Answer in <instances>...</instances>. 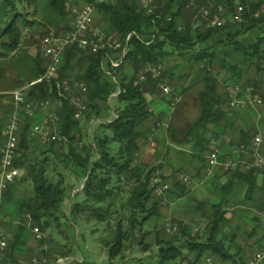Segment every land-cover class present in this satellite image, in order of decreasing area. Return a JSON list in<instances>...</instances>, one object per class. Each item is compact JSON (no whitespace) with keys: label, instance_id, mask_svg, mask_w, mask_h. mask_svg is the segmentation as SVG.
<instances>
[{"label":"trees","instance_id":"trees-1","mask_svg":"<svg viewBox=\"0 0 264 264\" xmlns=\"http://www.w3.org/2000/svg\"><path fill=\"white\" fill-rule=\"evenodd\" d=\"M78 1V0H77ZM92 2L94 0H87ZM237 0H165L158 2L156 16L159 19L153 21L156 16H149L140 9L139 0H118L117 3H101L98 11L107 24L105 30L108 34L125 39L132 33L129 43V50L122 63L113 67L108 64L107 73L102 67V61L108 50H100L99 53H91L81 50L77 44L70 45L63 56L62 65L59 69V79L71 81L81 79L88 88V109L85 112L86 118L96 116L101 112L100 106H110L109 98L117 91L116 95V118L103 124L101 134L94 137V140L80 147L77 143L75 129L80 122L74 118L75 106L71 103L69 96L64 99L63 106L59 109L63 134L68 137L69 152L64 156L65 165L71 166V171L84 180L81 192L75 194L74 202L70 212L75 216L85 214L88 217H95L100 221L108 222L114 214L119 194H121V183L125 179L128 182L134 179L131 186V194L124 203V212L119 213L115 221L114 237L108 241V252L110 259L120 256L125 249L126 242L135 236L138 229L143 228L144 223L153 216L158 215L160 200L155 196L152 185L153 173L162 165H155L144 168L136 163V155L139 152V139L142 138V128L150 120L152 111L145 94L144 85L149 83L153 88H159L157 80L150 79L147 82H140L139 75L150 64H162L170 53H178L186 56L191 53L190 63L197 65L195 76L186 74L193 81H202L204 88L199 92L200 115L190 125L186 136H198L210 123L221 121L226 112L220 109L224 102L218 93L219 80L213 73L215 61L221 66L228 67L238 81L247 84H255L257 88L261 85L259 80L244 78V69L239 65L243 62L256 64L261 69L264 62V36L260 40L244 45L237 39L239 32L228 29V25L207 31H200L192 28V17H187L189 6L199 8L208 6L213 2L216 5H225L233 12ZM247 4L246 0H240ZM37 8L38 0H0V58H6L10 52L16 50L22 43L24 29L34 26L36 20L29 18L26 12L25 3ZM67 0H49L48 6L52 13V23L58 27L57 34L72 30L73 19L66 8ZM77 3V2H76ZM264 2L253 5L252 11L262 7ZM27 5V4H26ZM192 7V8H193ZM3 16V17H2ZM10 16V17H9ZM264 18V14L257 19L256 23ZM249 22V23H251ZM249 23L241 26H249ZM180 24L183 25L179 29ZM106 26V25H104ZM157 26L159 28L156 32ZM249 28V27H247ZM63 30L64 32H59ZM156 38L153 40V34ZM228 37L227 40H225ZM2 39V40H1ZM199 46L197 50L196 47ZM243 50L241 53L239 51ZM111 52V51H110ZM222 54L223 56H221ZM239 54V55H238ZM37 57L32 66V73L29 80L42 76L47 66V59ZM230 59V60H228ZM83 66L81 75L77 74V67ZM185 66V65H184ZM192 70V68H191ZM170 69L164 70L162 80L166 81ZM74 76L76 78H74ZM178 79V78H177ZM159 90V89H158ZM187 91L183 89V93ZM162 92V91H161ZM29 97L34 101L47 99L56 100L59 97L57 87L48 83H39L29 91ZM25 125L21 129L20 148L26 149L30 141V128L35 123V117L24 115ZM172 139L180 141L179 131L173 127L169 130ZM18 159L16 165L20 166ZM146 167V166H145ZM259 170H251L248 173L237 171L234 177L245 181L249 192H253L257 184ZM34 184V195L19 198L17 195L18 186L11 184L4 194V213L17 214L19 222L10 239L5 251L4 260L1 264H23L19 258L27 251V244L31 241L33 227L46 231L64 217L72 224V219L67 217L63 210L66 198V183L64 174H60L57 181L47 177V169L38 168L33 165L30 172ZM186 186L182 187L185 192ZM82 197V199H78ZM218 210L213 222V229L206 241H198L192 237L187 239L189 250L196 252L195 264L202 255L210 251L213 254L227 256L223 241L218 239L219 225L223 221V213ZM127 212V213H126ZM4 214V215H5ZM28 215L31 222L28 223ZM77 220V219H76ZM77 222H79L77 220ZM31 223V225H30ZM11 224V223H10ZM12 225V224H11ZM80 235L83 234L82 227L78 223ZM44 244V238L40 240ZM65 257L74 256L71 248L62 252ZM185 259L183 249L177 242L170 240L165 242L159 249L158 264Z\"/></svg>","mask_w":264,"mask_h":264},{"label":"crops","instance_id":"crops-1","mask_svg":"<svg viewBox=\"0 0 264 264\" xmlns=\"http://www.w3.org/2000/svg\"><path fill=\"white\" fill-rule=\"evenodd\" d=\"M261 1L264 2V0H246V5L252 9L253 5L258 4ZM80 4H84V2H81ZM262 6L264 7V3ZM28 12L31 13L30 19L36 20L37 23L28 29V33L26 35H23L22 43L16 50L10 52L8 57L0 58V62L3 64V66H0V159L1 148L6 140L5 127L14 112L13 99L10 96V92L15 88L24 87L31 82L29 78L32 71L30 70H32L33 62L37 57L41 56V59L46 60L43 53V37L39 38L40 34L45 31L46 24L43 20L36 17L37 11L35 8L30 9ZM225 21V25H228V29H233L234 31L243 29L239 32L240 35H238L236 40H238L240 43H243L245 46L260 40L261 36L257 39H254L252 35L254 31L264 35V18L256 23H249V26L243 27L233 22L229 15ZM104 25H106L104 27L107 28L108 25ZM1 26L2 22H0V27ZM54 27L56 26L54 25ZM52 29L53 27L51 30ZM31 35H37V39ZM113 36L119 38L116 35ZM224 38L225 40L228 39V37L226 38V35ZM242 51L243 50L240 49L238 53H241ZM220 55L223 56L222 54ZM118 58H120V52L118 50H111L106 62L107 69L110 61L118 60ZM239 66L240 69L245 70L243 75L244 78L251 80L256 79L261 82V86L258 88V93H262V83L264 81V62L261 69H259L260 67L256 64H250L246 62H243V64ZM172 67L170 71L172 73H175L179 69H182L185 72V67L183 68L182 65H175ZM194 73H197V70H194ZM222 75L226 76L227 80L232 78L231 82L234 83L242 81L235 79L233 72L228 70V67H226L225 72H223ZM176 80L177 79H175L173 83L178 85L179 83H177ZM242 82H245V80ZM173 86L174 88L176 87L175 85ZM228 86H223L222 83L218 84V93L222 96V98H226V100L224 99V102L220 105V109L225 111L227 116L217 123L208 124L198 136H180L179 142L174 141L173 139L170 140L167 132L169 123L161 122V126L157 125L158 121L156 120H159L160 115L154 111V108H152V105L148 100L151 108L150 110L153 114L150 120L142 128L143 136H141L142 138L139 139V152L136 155V163L142 165L143 167L147 166L145 164L150 162L155 164L159 163V165L165 163L163 164L164 166L162 165V168L164 167L163 174L172 184L169 196L171 199L180 198L174 200L171 203L170 209L168 211L170 214L169 217L176 221L183 222L180 223L183 226L180 227L178 225L179 230H177V232L175 231L171 233H176V235L172 236L173 241H177L175 240L176 237L180 243L182 239H188L189 237L195 238L198 241H206V239L209 238L211 232H208L207 236H204V239L203 236L196 235V232L199 230V227L196 225L198 224V221L202 220L204 222V220L208 218L211 220V222H214L221 206V212L223 213L224 219L219 225L220 231L218 239L223 241L227 256L224 257L222 255L213 254L212 252L207 251L195 264H208L205 261L206 257L211 258L210 264H247L257 251L264 250V228L261 226L260 222V210L263 199V175L262 173L258 174L257 184L253 192H249L247 190L249 186L245 181L238 180L233 176L237 171L248 173L254 169L259 170L256 167H251V164L254 163L251 147L254 143V138L257 135H260L263 142L259 146V149L261 153L264 154V105L260 106L257 104H249L247 108L244 109H230L226 96V89ZM144 89L146 96L150 95L153 100L165 96L163 93L162 95H158L161 91L160 88H158L159 90L155 89L149 83L144 85ZM118 92L119 91L115 92V94L113 93L109 98L108 103L110 105V110H105L107 106H100L102 109L97 116L93 114V116L88 119L85 115V119H87L89 123V127L87 128L88 133L90 134L88 137L89 143L87 141L79 143L81 136L79 135L80 133L78 134V132L85 127L81 125L83 119L79 121L80 125L75 129V134L77 133L79 135L76 136V140L78 141V145L80 147L90 144L94 140V137L101 134L104 130L103 124L111 122L116 118V111L113 110L112 106V98H116ZM175 95H178L181 101V96L177 93L176 88L174 96ZM170 96L172 99L173 95L171 94ZM244 98L248 97L244 96ZM45 114L46 113L44 110L40 111L35 117L34 124L41 122L44 119ZM97 124H99V126H97ZM24 125V117L22 116L21 126L23 127ZM92 126H94L96 129V132L94 131L95 134L92 132V129H94ZM30 138L31 142H29L27 148H20V154L18 158L20 159L19 167L23 172L22 176L16 182L18 186L17 195L19 198L34 195V184L32 181V176L30 175L33 165H35L37 169H47V177L51 178L52 180L53 178L50 173L53 174L55 169H58L57 173L59 178L60 174L65 173L64 168H71V166L67 167L65 165L64 156H66V154L69 152V149L65 147L66 143L53 141L44 135H37ZM240 145H246L247 150H238ZM215 148H219L220 150V165L209 171L207 166V156L209 152ZM185 152L191 153L192 157L194 156V159L191 158L189 163H186L187 171L183 170L182 168L176 169V167L170 163V160L173 158L179 159ZM201 156L204 157L202 162L203 164L199 165L197 159ZM230 159L242 161L238 170H234L230 167L226 168L225 165L230 161ZM60 160L63 163H61ZM51 163L52 167L50 165ZM142 163L145 164L143 165ZM59 166L62 167V170H59ZM181 174L186 175L189 181L186 182L182 180L180 177ZM260 178H262V180ZM196 181H199L201 184H208V195L205 198H195V203L193 208H191V206L185 202V199L188 198L189 194H191L196 188ZM208 181L210 184L207 183ZM133 183L134 179L127 183L129 190L127 191L128 195L126 198H129V196L132 195L130 192ZM30 185H32V187H30ZM184 186L187 187L185 192L182 190V187ZM204 193H206V191ZM127 200L128 199H126L125 202H127ZM192 210L195 211V216L193 215L194 218L190 217L192 216ZM163 211V208L160 207L158 215H156L155 218L158 219L160 214L164 213ZM229 211H231L232 214L229 215ZM205 215L208 217H204ZM29 217L30 216L28 215L27 220ZM150 219H153V217ZM192 219L196 220L197 224H193ZM4 220V225L5 222H7L6 227L8 226L9 231L7 237L10 239L15 231L17 223L19 222V216L17 214L8 213L7 215H4ZM29 222H31L30 219L28 220V223ZM203 222L201 227L206 225V228L209 222H207V224ZM187 225L189 226V229H186ZM78 232H80V230ZM33 237H35L34 231L31 235V238ZM181 249H183V255L186 256V258H178V260H189L190 263L194 262L195 259L197 260L196 252H191L188 246L187 248L181 246ZM157 257L158 258L155 262L149 263V260L148 262L143 260V263H140L158 264L159 253ZM178 260L168 262V264H175V262H178ZM138 261L142 260L139 259Z\"/></svg>","mask_w":264,"mask_h":264},{"label":"built area","instance_id":"built-area-1","mask_svg":"<svg viewBox=\"0 0 264 264\" xmlns=\"http://www.w3.org/2000/svg\"><path fill=\"white\" fill-rule=\"evenodd\" d=\"M117 1L118 0H94L84 4H71L69 1L66 2V8L73 19L72 30L60 35L55 31H50L46 34L42 39L44 57L48 61L44 74L32 80L26 86L15 88L10 92V96L13 99L14 112L5 127L6 140L1 148L0 159V262L8 246L5 234L6 227H4L2 219L4 214V194L9 186L15 183L23 174L21 168L16 165V161L20 154L22 116L24 114L30 117H36L40 111L44 110L46 113L44 119L31 126L29 131L30 137L44 135L59 143L68 142L67 136L63 134L59 109L63 106L64 99L67 98V96H69V98L71 97V103L75 106L74 118L80 121L88 109V88L83 81L59 79V69L62 65L63 56L70 45L77 44L84 52L99 53L100 50H108L102 61V67L109 74H111V72L107 69L106 62L111 50H118L120 52V58H118V60H111V65L117 67L122 63L129 50L132 33L128 34L125 39L116 38L113 35H109L104 28L96 22L98 5L101 3H117ZM159 1L162 2L165 0H139V6L145 14L156 16ZM262 14H264L263 6L256 11H252L248 5L241 1H236V7L234 11L231 12L225 5H216L211 2L208 6L199 9L196 17L192 21V28L200 31L222 28L226 24L225 20L228 15L233 22L241 25L251 22L252 19L261 17ZM158 19L159 15H157L153 21ZM182 27L183 25L180 24L179 29H182ZM155 28L158 33L159 28L157 26H155ZM27 33L28 28L24 29L23 35ZM157 33L155 35L153 34V40L156 38ZM163 66L162 64L156 66L155 64L147 65L140 73L139 81L147 82L150 79L157 80L163 95L170 96L171 94L173 95L175 88L172 84L162 80L165 69ZM39 83H48L50 86L55 85L59 97L56 100H32L29 97V91L33 86ZM226 91L228 105L232 110L247 108L249 104L264 105V81L262 83V93H258V88L255 84H247L242 81L229 85ZM244 96L248 98H244ZM179 101L180 97L178 95H173L172 104L175 105ZM157 125L161 126L162 124L158 122ZM262 142L263 140L260 135L254 138V143L251 147L254 163L251 164V167L258 168L263 175V199L260 210V220L264 228V154L261 153L259 149ZM240 149L247 150V146L240 145L238 150ZM241 162L242 161L230 159L225 166L226 168L230 167L234 170H238L241 166ZM219 165L220 150L219 148H215L212 149L207 156V166L209 171H211ZM180 177L186 182L189 181L188 177L184 174H181ZM152 185L154 194L158 198L165 197L166 193L171 188L170 182H165L163 180L160 169L155 170L153 173ZM228 214L230 215L232 212L229 211ZM166 227L168 232L177 231V228L170 222L167 223ZM33 231L36 238L39 240L43 238V234L38 227H34ZM205 261L210 264L211 258L206 257ZM263 262L264 250H259L247 264H263ZM175 264H190V262L189 260H178Z\"/></svg>","mask_w":264,"mask_h":264},{"label":"rangeland","instance_id":"rangeland-1","mask_svg":"<svg viewBox=\"0 0 264 264\" xmlns=\"http://www.w3.org/2000/svg\"><path fill=\"white\" fill-rule=\"evenodd\" d=\"M48 1L49 0H38V3H37L36 17L43 20L46 24V29L43 33L40 34L39 38L44 37V35L48 34L50 31L58 32V28L54 27V24L52 23L53 16L48 6ZM68 1L71 4L88 2L87 0H78V1L77 0H67V2ZM25 7H26L25 9L26 12L34 8V7L29 6L28 2L25 3ZM192 7L193 6L191 7L189 6V8H187L189 12H187L186 15L187 17H192L194 19L201 7L199 8L198 4H196L195 7L193 8ZM29 14L31 13L29 12ZM29 18H30V15H29ZM1 20L2 18L0 17V22ZM96 22L97 24L101 25L105 30L104 19L102 15L99 13V11H97V14H96ZM52 27L53 29L51 30ZM59 32L61 33L64 31L59 29ZM252 35L254 39H257L260 36H264L261 33L260 34L257 33V31H254ZM31 36H34V35H31ZM34 38L37 39V35H35ZM196 49L198 50L199 46L196 47ZM190 57H191V53L184 56V55H179L178 53L171 52L169 57L166 58L165 61L162 63V65H164L163 67L165 68L164 70H167V69L171 70V67L175 65L176 66L182 65L183 68L185 67L184 68L185 72L182 69H179L172 75H169L168 73V77L166 78L167 79L166 81L169 84L176 86L175 88H176L177 93L181 96V101H179L173 106V104H171V101H172L171 96L169 95L166 97L163 96L162 98L160 97L154 100L152 99L150 95L147 96V99L150 101L152 108H154V111L160 115L159 120H156V121L169 123V126L167 129L169 130L170 127L178 129L180 136L187 135L190 125L198 117L199 111H200L198 94L204 88V83L202 81H196L197 79L196 77L193 81H191L188 77H185V75L191 71V68H192V71L189 73V75H196V73H194V70L195 71L197 70V65H195V63H190ZM213 64H214L213 73L216 75V78L219 80L220 84L222 83L223 86L224 85L228 86L234 83V82H231L232 78L227 80L226 79L227 77L222 75V73L225 72V69H226L225 66H221L219 62L217 61H215V63ZM0 66H3L1 62H0ZM82 71H83V66L79 65L77 67L76 77L78 75H81ZM76 77L74 76V78ZM175 79H177L176 82L179 83L178 84L179 86L173 83ZM78 81H82V80L78 78ZM184 88L187 89L185 93H183ZM174 93H175V90L173 92V95ZM160 94L162 95L161 91L159 92L158 95ZM116 104H117L116 98H112V106H113L114 111L116 109ZM107 109L110 110V107L107 106L105 110ZM83 117H84L82 118L83 120L81 119L82 120L81 125L85 127L79 130L78 132V134L80 133L79 135L81 136L79 143L86 142V141L89 143L88 137L90 136V134L88 133V130H87V128L89 127V123H88V120L85 119V114ZM97 126H99V124H97ZM95 130L96 129L94 127V129H92L93 134H95L96 132ZM168 130H167L168 136L170 140H172V136L170 135V132ZM78 134L76 133V136ZM65 145H66L65 147L68 149V142H66ZM191 158L194 159V156L192 157L191 153L185 152L179 159L177 158L171 159L170 163L173 164L174 167H176V169L182 168L183 170L187 171L186 163H189ZM203 158L204 157L201 156L197 159V161L199 162L198 163L199 165L203 164L202 163ZM60 162L63 163L61 160ZM142 164L144 165L145 163H142ZM163 164L165 163H162V165ZM50 165L52 167V163ZM145 165L147 166L144 168H150L152 166L159 165V163L155 164V163L150 162V163H146ZM58 168H60L59 170H62V167L59 166ZM163 168H157V169H160V171L162 172L163 180L165 182H170L164 176ZM64 169H65V173H63L62 171L61 172L65 176L64 183H66L67 192H66V198H65L66 201H65L63 210L65 211V214H67V217L73 220L72 224L63 217L61 221L59 222V225L56 224L50 227L49 229H47L46 231L40 230L41 233L43 234L45 243L42 244L40 240L36 238V236L31 238L30 239L31 241H29L27 244V251L24 252L22 255L20 254L18 258L21 260L23 264H142L143 260L145 262H148L149 260V263L155 262L156 259L158 258L157 256H158L159 249L161 248V246L164 245L165 242H169L170 240H173L172 236L176 235V233L171 234L172 232L167 231L166 223L170 222L173 226H175V228H177V230H179L178 225L180 227L183 226L180 224L183 222L176 221L172 219L171 217H169L170 214L168 211L170 209L171 203L174 200L180 199V198L171 199V197L169 196L170 190H171L170 189L166 193L165 197L161 198L160 200V207L163 208L164 213L160 214L158 219L155 218V216H153V219L146 221L144 223L143 228L138 229L137 232L135 233V236L126 242L124 252L117 258L110 259L109 252H108V248H109L108 241L112 240L114 237L115 221L117 219V216H119L118 214L124 212V209H125L123 207L124 202L126 199H128L126 198V196L128 195L127 191L129 190V187L127 185L128 181L124 179L121 183V187H122L120 190L121 194H119L120 196L117 202V206L113 210L114 214L112 215L111 220L109 221L110 223L100 221L95 217H88L85 214L78 215V218H77V215L75 216L74 214L70 212V207L74 202L75 194L78 192H81L82 190L83 180L82 178L76 176L69 167L64 168ZM57 172H58V169H55L53 174L50 173L53 180H57L58 178ZM260 179L262 180V178ZM207 183H209V181ZM195 185H196V188L192 191L191 194H189V197L185 199V202L188 203L191 206V208H193V205L196 200L195 198H201V197L205 198L208 195L207 194L208 184H201L199 181H196ZM30 187H32V185H30ZM171 187H172V184H171ZM205 191L206 193H204ZM78 199H82V197L78 196ZM117 210L119 212L118 214L116 213ZM194 210L191 211L192 216L190 217H193V215L195 216L194 212L196 210L195 211ZM4 214L2 216L3 224L5 221ZM204 217H208V216L205 215ZM76 219L79 222H77ZM192 222L193 224H197L196 220L192 219ZM202 222L203 221L200 220L198 221V224L196 225L197 227H199V230L196 232V235L204 237V236H207L208 232L209 233L212 232L213 221L211 222L209 218L204 220L203 223L207 224V222H209L206 228H205L206 225L204 227H201ZM78 223H80L82 227V231H83L82 235H79L80 232H78L79 231ZM6 224L7 222H5L4 227H6ZM6 228H5V232H6L5 234L7 237L8 232H9L8 226ZM186 229H189L188 225ZM8 239L9 238L7 237V241ZM175 240H177L176 241L177 243L179 242L178 245L182 247L184 246L187 248L186 238L182 239L181 243L180 241H178L177 237L175 238ZM69 248H71L72 251L74 252L73 254L74 256L65 257L62 252L67 251ZM4 257H5V253H4V256L1 262L4 260ZM139 259H141L142 261H138Z\"/></svg>","mask_w":264,"mask_h":264}]
</instances>
